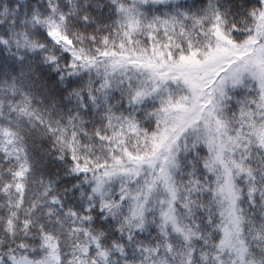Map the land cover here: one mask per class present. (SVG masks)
Instances as JSON below:
<instances>
[{
	"label": "snow or ice",
	"instance_id": "obj_1",
	"mask_svg": "<svg viewBox=\"0 0 264 264\" xmlns=\"http://www.w3.org/2000/svg\"><path fill=\"white\" fill-rule=\"evenodd\" d=\"M0 264H264V0H0Z\"/></svg>",
	"mask_w": 264,
	"mask_h": 264
}]
</instances>
